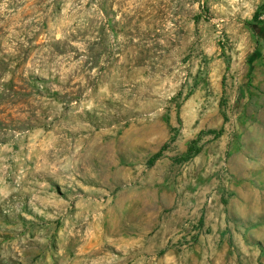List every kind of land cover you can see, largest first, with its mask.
<instances>
[{
    "label": "rangeland",
    "instance_id": "1",
    "mask_svg": "<svg viewBox=\"0 0 264 264\" xmlns=\"http://www.w3.org/2000/svg\"><path fill=\"white\" fill-rule=\"evenodd\" d=\"M0 264H264V0H0Z\"/></svg>",
    "mask_w": 264,
    "mask_h": 264
},
{
    "label": "trees",
    "instance_id": "2",
    "mask_svg": "<svg viewBox=\"0 0 264 264\" xmlns=\"http://www.w3.org/2000/svg\"><path fill=\"white\" fill-rule=\"evenodd\" d=\"M260 16L256 15L255 16V20L256 22L259 24L260 22ZM248 27L253 28L252 24H247ZM197 145H198V141L195 140L191 143V145L189 146L187 152L185 155L182 156V158H180L178 161H182L184 163L189 162L190 160L193 159L194 156L199 154V151L197 150ZM164 149H162L157 155L154 156V158L151 160L150 165L155 164L158 160H160L162 158V155L164 153Z\"/></svg>",
    "mask_w": 264,
    "mask_h": 264
}]
</instances>
